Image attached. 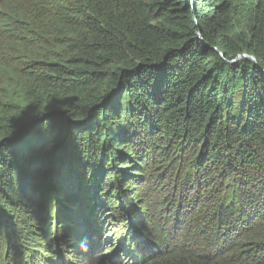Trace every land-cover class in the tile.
<instances>
[{"label": "trees", "instance_id": "obj_1", "mask_svg": "<svg viewBox=\"0 0 264 264\" xmlns=\"http://www.w3.org/2000/svg\"><path fill=\"white\" fill-rule=\"evenodd\" d=\"M115 205L145 264H264V0H0V264Z\"/></svg>", "mask_w": 264, "mask_h": 264}, {"label": "clouds", "instance_id": "obj_2", "mask_svg": "<svg viewBox=\"0 0 264 264\" xmlns=\"http://www.w3.org/2000/svg\"><path fill=\"white\" fill-rule=\"evenodd\" d=\"M115 209L122 221L129 220L131 226L114 231L111 228L115 227L108 230L104 228L106 212ZM136 228L134 219L120 213L117 205L103 210L100 216L92 220L85 218L76 224L63 225L60 216L52 223L51 232L47 235L52 251L49 253L44 244L38 252L31 254L30 260L39 256L41 259H36L33 264H122V260L130 259L131 264H145L148 257L144 252L147 250L142 244L136 245L132 239L131 233ZM129 230L131 232L127 233ZM42 250L46 258L39 254ZM85 255H88L87 261L84 260Z\"/></svg>", "mask_w": 264, "mask_h": 264}, {"label": "rangeland", "instance_id": "obj_3", "mask_svg": "<svg viewBox=\"0 0 264 264\" xmlns=\"http://www.w3.org/2000/svg\"><path fill=\"white\" fill-rule=\"evenodd\" d=\"M105 222H104V228L105 229H110L111 227H115V228H111V231L118 229H123L126 226H131V224L129 223V220H125L124 222L122 221V219L120 218V216L118 215V212L116 211V209L114 211H110L108 210L106 212V216H105ZM131 231H127V233H130ZM114 250V249H112ZM39 254L43 257L46 258L45 256V252L44 250L40 251ZM86 260V258L84 259ZM87 261V260H86ZM122 264H131V260L130 259H124L122 260Z\"/></svg>", "mask_w": 264, "mask_h": 264}, {"label": "bare ground", "instance_id": "obj_4", "mask_svg": "<svg viewBox=\"0 0 264 264\" xmlns=\"http://www.w3.org/2000/svg\"><path fill=\"white\" fill-rule=\"evenodd\" d=\"M89 246H90V244H89ZM156 248H158V247H156ZM87 257H88V256H87V255H85V258H86V259H87Z\"/></svg>", "mask_w": 264, "mask_h": 264}, {"label": "water", "instance_id": "obj_5", "mask_svg": "<svg viewBox=\"0 0 264 264\" xmlns=\"http://www.w3.org/2000/svg\"><path fill=\"white\" fill-rule=\"evenodd\" d=\"M222 55V54H221Z\"/></svg>", "mask_w": 264, "mask_h": 264}]
</instances>
